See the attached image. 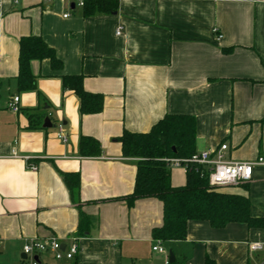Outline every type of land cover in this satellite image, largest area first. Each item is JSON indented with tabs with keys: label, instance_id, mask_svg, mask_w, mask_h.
I'll list each match as a JSON object with an SVG mask.
<instances>
[{
	"label": "crops",
	"instance_id": "obj_1",
	"mask_svg": "<svg viewBox=\"0 0 264 264\" xmlns=\"http://www.w3.org/2000/svg\"><path fill=\"white\" fill-rule=\"evenodd\" d=\"M117 1L115 12L84 16L76 0H0V263L21 264L32 237H56L63 247L76 238L72 260L41 254L44 264H166L169 251L182 264L264 263V228L192 220L186 238L161 242V253L152 250L151 231L163 222L162 202L115 200L131 193L138 161L122 156L116 138L146 132L165 114L195 118L196 152L226 143V160L264 156V0ZM30 34L53 48L62 68L31 60L36 90L19 92L18 42ZM60 75H81L86 91L103 96L101 111L81 115ZM14 96L17 112L9 107ZM58 123L66 142L55 135ZM81 135L99 141L98 156L79 154ZM75 172L89 220L80 235L62 175ZM185 181L184 169H170L172 186ZM218 190L247 196L251 215L264 218V165L253 167L249 182ZM254 242L260 250H249Z\"/></svg>",
	"mask_w": 264,
	"mask_h": 264
},
{
	"label": "trees",
	"instance_id": "obj_2",
	"mask_svg": "<svg viewBox=\"0 0 264 264\" xmlns=\"http://www.w3.org/2000/svg\"><path fill=\"white\" fill-rule=\"evenodd\" d=\"M117 0H84L83 15L112 13L117 10ZM225 51H230L226 49ZM48 59L53 70L62 68L53 48L39 35H25L18 42V72L16 76L19 92L35 91L36 76L30 70L31 60ZM63 89L71 90L79 99V112L95 114L103 107V96L90 93L83 88L81 75H60ZM30 116V126L33 127ZM124 157L136 158V173L131 193L115 200H123L132 206L137 199L157 198L163 205V222L154 227L151 236L159 242L182 241L186 238L187 223L192 220L208 221L214 228L228 223H244L248 227L264 228V218L253 217L247 196L221 192L209 185L207 169L191 164L185 171V184L174 187L170 182V168L163 161L165 157L187 158L196 152V122L191 115L165 114L146 132L123 130L116 138ZM81 156L92 157L101 153L99 141L81 135L78 140ZM73 203L79 209L78 231L83 234L89 227L87 216L80 209L78 172L62 174ZM1 264V263H0ZM169 264H182L175 259ZM205 264H213L206 258Z\"/></svg>",
	"mask_w": 264,
	"mask_h": 264
},
{
	"label": "built area",
	"instance_id": "obj_3",
	"mask_svg": "<svg viewBox=\"0 0 264 264\" xmlns=\"http://www.w3.org/2000/svg\"><path fill=\"white\" fill-rule=\"evenodd\" d=\"M18 0H13V3H17ZM75 4L79 7L84 5V0H76ZM65 17L67 14L64 15ZM216 38L219 40L222 35L217 32ZM122 27L118 26L115 29V34L120 35ZM9 107L12 111L17 112L18 97L14 96L11 99ZM56 137L61 142H66L67 137L65 135L62 123L56 125ZM227 144L222 143L217 148L195 152L190 157H165L163 161L168 168L181 167L185 171L189 165L197 164L207 169V178L209 185L213 187H223L229 185H239L249 182L252 178V170L255 165H264V156H259L252 161H229L224 158V150L227 149ZM13 157H17L15 151L12 152ZM27 161L28 157H24ZM27 167L33 171L37 169V166L32 163H28ZM161 242L155 241L152 247L153 251L165 253L164 249L160 245ZM261 249V244L254 242L249 244L250 251H257ZM78 251V245L75 237H71L69 245H62L61 241L56 237H32L28 239L23 247L22 252L25 258L21 264H44L38 258L41 254L51 255L52 258L59 261L62 259L72 260ZM165 263L168 264V258L166 257ZM257 264H264L263 262Z\"/></svg>",
	"mask_w": 264,
	"mask_h": 264
},
{
	"label": "water",
	"instance_id": "obj_4",
	"mask_svg": "<svg viewBox=\"0 0 264 264\" xmlns=\"http://www.w3.org/2000/svg\"><path fill=\"white\" fill-rule=\"evenodd\" d=\"M43 126L46 127V128L51 127V124H50V121H49V118L48 117H46L44 119ZM22 258L24 259L25 258V255H22ZM36 259H38V258L36 257ZM174 260H175L174 254L172 253V251H169V253H168V262L169 263H172Z\"/></svg>",
	"mask_w": 264,
	"mask_h": 264
}]
</instances>
